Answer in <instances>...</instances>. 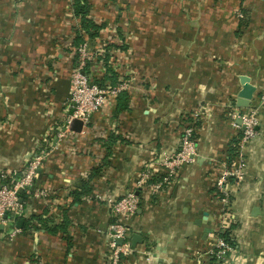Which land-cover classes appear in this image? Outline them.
<instances>
[{
    "label": "crops",
    "instance_id": "1",
    "mask_svg": "<svg viewBox=\"0 0 264 264\" xmlns=\"http://www.w3.org/2000/svg\"><path fill=\"white\" fill-rule=\"evenodd\" d=\"M75 2L0 0V175L18 177L49 131L67 124L78 33L95 48L112 29L118 45L87 71L104 86L132 83L49 154L33 187L47 196L22 193V213L0 224V264H107L114 219L98 197L131 191L140 203L126 221L123 264H194L198 255L212 262L222 208L215 182L245 110L235 105L240 77L255 87L248 108L264 95V0H81L87 17L105 25L94 40L80 29ZM258 109L244 179L228 185L229 264H264V103ZM189 124L195 162L149 194L137 185L140 173L163 176L157 160L179 149Z\"/></svg>",
    "mask_w": 264,
    "mask_h": 264
},
{
    "label": "built area",
    "instance_id": "2",
    "mask_svg": "<svg viewBox=\"0 0 264 264\" xmlns=\"http://www.w3.org/2000/svg\"><path fill=\"white\" fill-rule=\"evenodd\" d=\"M99 37L101 36L99 35ZM102 38L105 41H102ZM100 42H102L101 46L97 44L95 48H90L88 42L83 40L73 47L72 53L75 58L69 76L67 124L64 127H53L49 131L38 148L28 155L24 168L18 177L5 172L1 173L0 224L8 221L13 223L16 217L22 213L23 204L18 193L19 190H22V193L31 194L35 198L47 196V193L33 188L34 182L38 176V171L49 154L58 149L66 137L73 134L69 130V123L74 119H78L82 122V126L85 127L92 116L97 114L107 103L108 99L117 97L130 87L131 81L128 83L125 80H119L117 85L100 87L92 80L87 71L88 67L97 62L102 63L107 46L110 44L118 45L116 34L112 29L104 31V36L100 38ZM263 103L264 95L260 98V103L257 106L246 108L237 114V118L241 121L240 136L233 146L232 155L228 156L227 162L223 165L215 182V190L222 208L219 212L216 233L212 238V247L207 251L213 261L207 264H229L228 257L235 250L233 245L220 236L221 233L226 232L229 217L228 206L231 193L228 185L229 182L237 185L244 179L245 149L247 144L258 135V107ZM194 133L195 127L193 124L185 126L180 136L179 149L171 155H161L160 159L157 160V167L163 169L164 175L155 176L149 170H146L140 173L137 185L153 195L173 181L180 167L195 162L196 142ZM98 199L108 201L107 204L112 209L114 219L107 229L109 240L107 264H123L122 257L130 250V227L126 221L138 210L140 199L133 191L127 192L114 200L99 197ZM19 232L20 229L16 227L12 234ZM119 240L121 241L120 244H118ZM146 260H150V257L146 256ZM33 264L45 263L41 259L34 258ZM194 264H204L201 255L196 257Z\"/></svg>",
    "mask_w": 264,
    "mask_h": 264
},
{
    "label": "trees",
    "instance_id": "3",
    "mask_svg": "<svg viewBox=\"0 0 264 264\" xmlns=\"http://www.w3.org/2000/svg\"><path fill=\"white\" fill-rule=\"evenodd\" d=\"M88 8L85 5V3H81V0H76L75 2V9H74V14L79 18L80 20V29L84 30L85 33L88 35L89 40H94L96 37L99 36V30H101L105 25H96L90 20L87 15H88ZM82 38L80 37V34L78 33L75 41V45L77 46L78 43L82 42ZM108 48V47H107ZM107 61V58H105V63ZM95 83L100 86V87H105L102 81H95ZM113 86V85H112ZM233 151V150H232ZM221 237H223L229 244L233 245L232 241L229 238L228 233H221Z\"/></svg>",
    "mask_w": 264,
    "mask_h": 264
},
{
    "label": "water",
    "instance_id": "4",
    "mask_svg": "<svg viewBox=\"0 0 264 264\" xmlns=\"http://www.w3.org/2000/svg\"><path fill=\"white\" fill-rule=\"evenodd\" d=\"M240 83L242 85L240 91L237 94L235 105L239 109H246L250 106L251 100L253 98V95L255 93V87L250 84V81L247 77H240ZM82 122L78 119H74L69 123V130H71L74 133H79L82 130ZM18 193L21 195L22 190H19ZM258 213V209H253L252 214ZM121 241H118V244H120Z\"/></svg>",
    "mask_w": 264,
    "mask_h": 264
}]
</instances>
